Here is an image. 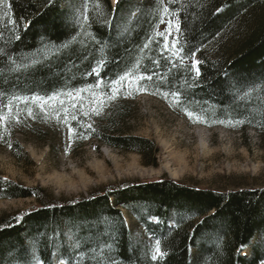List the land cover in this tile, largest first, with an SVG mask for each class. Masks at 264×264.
Returning <instances> with one entry per match:
<instances>
[{
  "label": "trees",
  "instance_id": "1",
  "mask_svg": "<svg viewBox=\"0 0 264 264\" xmlns=\"http://www.w3.org/2000/svg\"><path fill=\"white\" fill-rule=\"evenodd\" d=\"M81 1L85 7L76 19L74 0L0 3V113L20 111L15 102L51 101L48 116L68 129L71 153L82 140L93 139L156 167L153 141L118 131L127 117L125 104H106L88 119L95 106L78 98L97 90L109 98L112 81L128 73L130 82L119 89L130 91V100L147 94L192 124L250 129L264 138V0H143L136 7L128 0ZM165 8L181 28L183 52L171 60L156 32ZM194 61L200 62L199 76L191 68ZM141 75L152 79L137 81ZM98 80L102 83L93 87ZM10 146L23 154L17 142ZM17 198H33L36 206L0 215V264H257L264 259V249L252 243L264 236V187L219 191L163 175L54 199L39 187L0 176V199ZM122 211L142 229L136 238ZM244 248L248 255L240 253Z\"/></svg>",
  "mask_w": 264,
  "mask_h": 264
},
{
  "label": "rangeland",
  "instance_id": "2",
  "mask_svg": "<svg viewBox=\"0 0 264 264\" xmlns=\"http://www.w3.org/2000/svg\"><path fill=\"white\" fill-rule=\"evenodd\" d=\"M74 1L79 5L72 12L76 19L85 2ZM128 1L136 7L143 0ZM115 2L110 0L111 5ZM133 16L134 13L129 18ZM162 18L169 19L163 13L156 32H165L168 28L167 23H161ZM114 86L119 88L112 85L110 89ZM126 92L130 91L119 89L115 98H110L111 95L105 98L97 90L81 93L78 98L79 101L89 98L86 105L95 106V110L87 111L88 119L105 111L106 104H125L127 117L119 124L118 131L153 141L158 148L156 167L144 166L135 153L120 151L93 139L82 140L71 153L68 129L58 123L57 127L48 116L46 107L51 101H38L35 105L15 102L20 111L0 113L4 117L0 121V176L23 186L39 187L46 198L54 199H71L110 184L163 175L186 185L219 191L264 187V138L253 130L240 132L192 124L147 94L130 100ZM94 95L103 101L97 103ZM62 100L68 102L64 97ZM12 141L19 144L23 154L13 151ZM34 206L33 198L0 199V215ZM122 214L136 238L142 229L125 211ZM252 243L264 249V236H257ZM249 250L244 248L240 253L248 255ZM259 264H264V259Z\"/></svg>",
  "mask_w": 264,
  "mask_h": 264
},
{
  "label": "snow or ice",
  "instance_id": "3",
  "mask_svg": "<svg viewBox=\"0 0 264 264\" xmlns=\"http://www.w3.org/2000/svg\"><path fill=\"white\" fill-rule=\"evenodd\" d=\"M116 2L118 3V0H116ZM0 3H3V0H0ZM168 8H165L164 9V13H168ZM13 23H15V21H13ZM161 23H167L168 25V28L165 32H158V35L159 36H163L164 37V43H163V47H162V51L164 52H168L170 53L169 55V59L171 60L174 56L180 54L183 52V49H181L179 47V42H178V36H179V33L181 31V28H180V25H179V22L176 21L174 23V20L173 19H161ZM169 36H173V40L172 41H169L168 40V37ZM16 39H19V37L17 36ZM145 47H147V45H145ZM194 55V53H193ZM181 59H182V56H181ZM199 61H194L191 65V68L193 70H195V73L197 76L200 75V70H199ZM95 71V69L93 70ZM129 76L128 73H125L124 75L120 76L118 80H114L112 81V84L113 85H119L120 87H123L125 85V83H129L130 81L127 79ZM151 80L152 79V76L151 75H147V76H144V75H141V76H137L136 77V80L137 81H142V80ZM100 83H102V81L98 80L97 81V85H94L93 87H97ZM119 93V88L118 87H112L111 88V97L110 98H115ZM171 95L173 96H176L177 94L176 93H172ZM32 99L34 100H39L40 98L39 97H33ZM43 107V106H42ZM32 113L29 112V115H31ZM189 115L191 116L192 114L189 113ZM4 119V117L0 116V121H2ZM72 119H76L75 116L72 117ZM89 127H91V125H89ZM157 248H156V251L159 253L160 252V248H159V244H160V241H157ZM241 251L243 252L244 249H241ZM156 257L154 256L153 259H155ZM60 264H64V262L61 260L60 261Z\"/></svg>",
  "mask_w": 264,
  "mask_h": 264
},
{
  "label": "bare ground",
  "instance_id": "4",
  "mask_svg": "<svg viewBox=\"0 0 264 264\" xmlns=\"http://www.w3.org/2000/svg\"><path fill=\"white\" fill-rule=\"evenodd\" d=\"M261 263H262V262H261ZM257 264H259V262H258Z\"/></svg>",
  "mask_w": 264,
  "mask_h": 264
}]
</instances>
